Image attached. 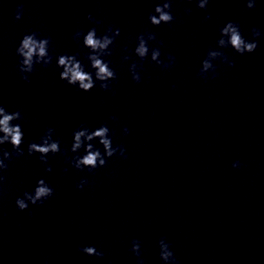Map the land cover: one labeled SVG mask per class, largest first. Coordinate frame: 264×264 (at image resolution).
Returning a JSON list of instances; mask_svg holds the SVG:
<instances>
[{"label": "clouds", "instance_id": "1", "mask_svg": "<svg viewBox=\"0 0 264 264\" xmlns=\"http://www.w3.org/2000/svg\"><path fill=\"white\" fill-rule=\"evenodd\" d=\"M189 3L192 0H188ZM209 0H196V5L201 10H207ZM256 6V0H246V8L251 10ZM172 0H163L154 8L153 13L148 16L149 23L154 27H159L161 24H171L176 18L172 15ZM23 4L18 5L15 12V20L19 21L23 16ZM186 15H190L191 8H185ZM211 17L204 16L207 21ZM85 19L90 24L98 25L100 21L88 12ZM220 38L216 41L217 48H210L197 73L198 78L207 81L215 79L216 65L214 61L228 64L229 67H234V62L229 59L225 53L219 49L231 47L235 53L244 55L255 52L258 47V39L261 38L262 33L256 27L250 29L251 40L245 39L240 30V25L233 21L227 22L219 30ZM120 36V29L109 26L103 35L98 36L95 27L89 28L85 33L83 30L76 31L73 35V40L81 42L82 47L89 51L86 59L89 61V67L92 72L85 69V65L79 59L80 53L75 54H60L56 56V67L62 69L59 72V79L64 81L68 86L76 87L79 91L84 93L91 92L97 87L99 82V89L101 91H111L112 81L117 79L116 72L110 67V61H106L104 57L111 56V46L115 43L116 38ZM156 41V34L147 31L139 34L136 37V47L134 48V55L138 57L139 63L133 61L129 66L131 79L134 83H141V75L139 70L143 68V61L149 56L150 59L162 70H167L175 64V57L169 54L166 57L167 62L160 59V47L163 46L162 41H158V47L152 48L150 51L149 42ZM51 37H40V34L31 31L21 38L18 47L16 48V55L18 60V71L20 78L25 83H31L29 76L34 72L35 66L40 65L47 68L53 61V55L50 53ZM127 51V49H125ZM131 59V56L125 55L124 61ZM175 88V85H172ZM112 121H116V116H111ZM22 113L17 110L8 112L3 105H0V196L4 193V185L6 182L5 173L9 168V163L15 158L19 159L25 155L22 145L25 141V134L20 123H13L14 121H22ZM125 135L129 134V129L124 127L122 129ZM55 129L47 128L44 134L40 137L39 143L29 142L27 145V154L32 156L39 154L38 159L41 164L45 165L44 171L46 173L52 172V167L49 164V155L55 156L57 153L65 157V162L70 164L72 168L83 171L87 169L88 172L94 173L98 168H103L107 165L108 159L113 156L127 159L126 149L122 145H113L112 133L107 124H101L98 128L90 130L86 125L81 124L73 131V140L70 149H62L61 141L53 139ZM92 141H98L102 146L103 152L97 148ZM5 144L11 145V151L3 148ZM83 148L84 154L81 156L78 153ZM68 152L74 155L68 156ZM233 168L241 167L240 161H234ZM68 171L67 168L64 169ZM89 181L84 178L76 185L78 191H82ZM54 195V189L41 178L37 180L36 186L32 192H24L22 197H17L15 204L19 211H24L29 208V205H43L46 200ZM159 257L163 264H179L174 252L171 250V245L166 241V238H161L158 241ZM87 256H95L98 259H103L105 253L98 251L95 246H84L79 249ZM130 251L136 257V264H145V260L141 253V242L139 240L131 241Z\"/></svg>", "mask_w": 264, "mask_h": 264}]
</instances>
